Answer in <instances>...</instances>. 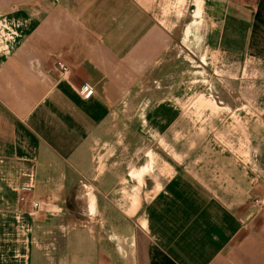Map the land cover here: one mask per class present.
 I'll use <instances>...</instances> for the list:
<instances>
[{
    "label": "crops",
    "instance_id": "obj_1",
    "mask_svg": "<svg viewBox=\"0 0 264 264\" xmlns=\"http://www.w3.org/2000/svg\"><path fill=\"white\" fill-rule=\"evenodd\" d=\"M197 37L229 102L164 84ZM0 264H264V0H0Z\"/></svg>",
    "mask_w": 264,
    "mask_h": 264
},
{
    "label": "rangeland",
    "instance_id": "obj_2",
    "mask_svg": "<svg viewBox=\"0 0 264 264\" xmlns=\"http://www.w3.org/2000/svg\"><path fill=\"white\" fill-rule=\"evenodd\" d=\"M199 16L200 12H197L196 17ZM188 33L190 34L191 31L189 30ZM189 44L188 47L191 51L187 48H175L176 52L178 51L179 55H182V58L178 61L175 59L174 62L170 63V72L163 75V78H166L164 79V84L168 83L170 90L182 88V93H186L185 98L181 96L175 102L180 104L229 102V76L231 77L234 72L242 71V66L234 65L233 67L231 63L227 64L219 53L209 51V49L205 48V41H201L199 37ZM193 52H195L196 56L194 59H191L189 53L193 54ZM184 56L185 58H183ZM142 70L143 68L139 67L138 73L140 74ZM115 76L119 78L116 82L119 84L123 83V86L126 85L127 80L123 81L124 79L120 78L116 73ZM160 82L161 79L159 80V84L154 86L159 87L161 85ZM151 94L152 92L149 93V95ZM152 96L156 98L158 95L154 93ZM150 98V96L142 95L140 92H138L137 96L132 93L131 96L123 100L125 102L123 105L127 104L126 111L118 112L116 117L126 120L128 126L132 123V134H136L135 131L138 128L139 147L142 148L143 152L145 145H143L141 137L144 135L143 131L145 132V128H141L140 126L144 121L145 104L150 102ZM133 109H138V111H133ZM127 131H130L129 128H127ZM143 152H139L138 158L143 155ZM57 211L61 213V209H57ZM67 213L68 215L71 214L81 217L85 213V209H82L81 205L73 201Z\"/></svg>",
    "mask_w": 264,
    "mask_h": 264
},
{
    "label": "built area",
    "instance_id": "obj_3",
    "mask_svg": "<svg viewBox=\"0 0 264 264\" xmlns=\"http://www.w3.org/2000/svg\"><path fill=\"white\" fill-rule=\"evenodd\" d=\"M59 67L61 68V70L64 73H68L69 69L61 62L58 63ZM93 92V90L89 87L86 86L82 89L81 93L87 97L89 96L91 93ZM33 190V186H27L23 189V191H25V197H23V200L27 202H25L27 204V209L24 210V213L22 215H26L29 216L32 219L35 218H39L40 216L44 215L45 212H47V208L44 204V202L40 201V200H36V199H28L27 195Z\"/></svg>",
    "mask_w": 264,
    "mask_h": 264
}]
</instances>
